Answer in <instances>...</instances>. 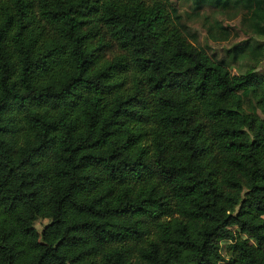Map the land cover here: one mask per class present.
I'll return each mask as SVG.
<instances>
[{"label": "trees", "instance_id": "obj_1", "mask_svg": "<svg viewBox=\"0 0 264 264\" xmlns=\"http://www.w3.org/2000/svg\"><path fill=\"white\" fill-rule=\"evenodd\" d=\"M191 1L247 39L211 56L172 0H0V264H264V0Z\"/></svg>", "mask_w": 264, "mask_h": 264}, {"label": "rangeland", "instance_id": "obj_2", "mask_svg": "<svg viewBox=\"0 0 264 264\" xmlns=\"http://www.w3.org/2000/svg\"><path fill=\"white\" fill-rule=\"evenodd\" d=\"M172 4L175 8H177L180 13L184 16L186 22V29L188 37L191 41H193L198 46L206 49L211 56H218L222 57L225 55L226 50L232 48L237 44H241L244 42L247 37L243 36L236 40H233L229 43L221 44V43H214L212 40H209L208 33L203 26V19L200 16L203 14H212V10L209 8H205L200 12V16L195 13L194 6L191 0H172ZM229 26H234L233 23H226ZM194 35L196 41L193 40ZM258 75L264 74V62L263 64L255 71ZM264 118V116H262ZM50 224L49 220H41L36 224V229L42 233V231ZM225 243L224 245H227ZM224 254H226V250H224ZM222 264H230L228 261Z\"/></svg>", "mask_w": 264, "mask_h": 264}]
</instances>
